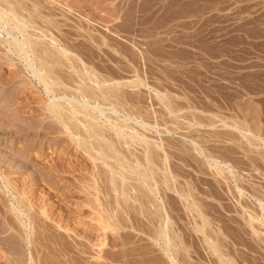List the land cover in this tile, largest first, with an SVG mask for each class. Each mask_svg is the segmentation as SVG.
Returning <instances> with one entry per match:
<instances>
[{
	"label": "rangeland",
	"instance_id": "1",
	"mask_svg": "<svg viewBox=\"0 0 264 264\" xmlns=\"http://www.w3.org/2000/svg\"><path fill=\"white\" fill-rule=\"evenodd\" d=\"M40 1L36 2L45 6V8H41L42 12L40 13L52 14V19H47V21L49 20L50 26L54 28L47 26L48 23L46 24V21H44L45 18L42 19L40 15L37 21L35 19L29 25L35 27L34 22L37 23V28H34L35 31L31 28L29 30L33 34L32 37L36 33L34 38L39 36L40 40L49 44L51 50V48L53 49L52 41L49 40V36H51L57 43L60 42L58 43L60 44L59 47L61 46V48L75 54L74 56L71 55L70 58L79 56L77 59L86 62L87 67L101 69L98 72L112 71L113 75L118 72L115 74L118 77L116 78L114 75L113 79L120 84L119 89L125 91H120L123 96L122 101H127L126 104H123L127 106L131 101V103L135 101L132 105L137 104L135 107H140L139 109H135L132 105L128 106L134 108V112L138 110L135 113L136 115H140L139 112L143 111L144 114H141L143 118H139L141 117L139 116L138 119L149 125V128L147 127L149 130L144 131L146 133L145 137L149 141L151 140L153 145L160 142L167 149L165 150L167 156L159 153V158H154L158 159L157 162L160 161V165L164 161L162 165L169 171L168 173L173 174H169V176L172 179L174 178V181L176 180L175 185L179 188V191L180 188L184 191L191 189L194 193L193 196L197 197V201L199 198L203 200V203L200 199L199 202L202 204V209L204 208V215L209 220V228L202 223L197 215L186 212L187 210L183 205L189 202L182 203L184 202L183 198L178 197L177 199L176 195L169 191L166 194L164 193L163 196L164 201H167L166 209L168 214L170 213L171 222L175 225H172V228L186 242L183 244L188 248L187 263L223 264V259L227 255L226 258H230L234 264H264V227L262 228L264 225L261 226L259 221L248 225L247 214H243L242 209L236 206L234 203L236 202L235 198L227 195V187L224 183L222 184L223 179L220 180L218 176V178L215 176L216 179L213 171H208L205 162L202 161V156L195 151L197 157L196 153L193 152L195 146L190 145L201 143L199 146L203 149L202 152L205 155L211 153V150L213 155L219 151L215 155L217 160L223 162L225 159L224 163L226 162L234 167V170L245 181H249L250 184L243 182L245 189L249 190L253 187L252 191L255 188L254 190H260L261 194L264 193V154H262L264 153V0H80L82 2L78 0H56V5L47 3L45 0ZM52 20L55 21L54 24L56 25H52ZM57 24H59V30H56L58 29ZM48 27L49 29H47ZM41 28L48 30L44 32L45 36L47 35L46 38L39 33ZM20 39L22 40L19 35L16 36L17 42L21 41ZM6 40V42H0V170H13L12 168L15 170L16 167L18 170L15 171H19V174H12L8 180L5 179L7 185L4 181H0L2 191H0V195L3 197V201L5 200L0 206L1 209H10V205L13 204L17 209L21 208L24 211L25 208L20 205L23 203L24 206H27V204H24L26 199L21 198L22 200H20V194L16 195L18 194L17 190L19 192L24 190L27 199L36 210L40 206L45 208L48 219H43L49 225L56 228L55 224L59 222L61 227L68 228L69 232L67 233L57 230L58 233L61 232L65 237L67 236L65 241L70 243L68 244V250L73 251L72 246L76 245L75 242H78L82 244V246L78 245V248L81 247L85 252L87 251L78 256L69 251V261L71 260L72 264L74 262H76L75 264H125L123 261L125 262L127 258L124 259V255L127 254H123L124 250L131 251L135 245L137 248L138 246L148 248V245H152L153 241L149 239L148 235H139L132 230L125 229L119 232L121 236L118 240L120 241L115 240L117 243L114 242L117 244L116 248L112 246L114 243L112 244L113 241L110 237L114 236V233L112 235L110 232H108L109 239L106 238L105 240V247H92L91 244H97L100 240L98 238L99 234L96 232L97 225L94 221L96 217L94 204L99 203L93 197L94 191L91 190L92 184L89 177L91 173L97 172L94 166L96 162L92 163L89 156L82 149L76 147L74 142L71 143L66 136L63 139V135L54 136L51 134L52 136L48 135L49 137L46 139L43 133L58 129H53L56 128L53 124L49 125L50 128L53 126L52 129L48 128L47 131L45 130L47 128L44 130L39 129L40 134L43 135L36 136L35 126H38L39 121L42 119L41 112H39L41 104L39 103L41 98H45V95L41 87L37 85V81L31 79V74L23 70L26 68L24 56L19 57L17 52L13 50L16 41ZM61 41L67 44L64 46ZM8 42H12V44ZM231 48H234V50H231ZM53 50L57 51L56 48ZM32 55L30 53L28 58H32ZM85 55L93 56V58L91 57V59L90 56L86 57ZM33 58L32 60H36ZM40 59L39 62H41ZM78 60L72 61L73 63L76 61L75 64L79 68L81 65H79L80 61ZM63 61L67 65L68 62ZM33 62L34 65L36 63L35 66L37 67L40 64L38 61ZM64 62L62 65H65ZM62 68L64 72L69 71V75L73 73L68 68H66L68 70H64L65 66ZM103 68L107 71L105 69L103 71ZM15 70V73H20L15 74ZM138 71L140 72L138 73ZM61 73L64 75L63 77L72 76H67L68 73ZM124 96H127V99L129 97L130 101ZM169 110H175L177 113L174 111L173 113L176 114L172 115ZM222 121L228 123L230 127H241L245 131L246 138L237 133L235 134L232 129H225L222 126ZM198 122L200 124L203 122L205 126L212 123L214 127L211 128L212 130L208 126V128L205 127L204 124L201 127H196ZM177 125L178 129L176 128ZM133 127L137 128L138 126L133 125ZM137 129L140 130V132L136 130L138 133H143L142 129L139 127ZM246 131L253 135L251 137L255 138L250 143L246 140L248 136L250 137V133L247 134ZM226 132L228 134H224ZM218 133L224 134L223 136L220 134L223 139L217 137L220 136ZM214 134L218 135L215 136ZM205 139H208L209 143H206ZM151 142L150 151L153 154ZM117 145L119 148L123 146L122 144L119 145V142ZM168 145L171 147H168ZM129 146H131L132 151L134 150L133 152L128 150L129 156L132 152L133 154L131 153L130 157L133 158L136 153L134 161L137 155H139L138 158H143V156L141 157L143 150H140L142 147L133 146V143L128 144ZM175 146L177 147L175 148ZM178 146L181 148L179 149ZM183 146L189 147L186 150L189 149L190 151L192 149V152L185 151L189 153L187 155L190 156L191 154L194 157L190 156L184 160L186 152L182 151L185 149H182ZM126 147V145L123 146L125 152H127ZM177 148L179 149L178 153ZM207 148L208 150H205ZM221 149L223 152L219 155ZM213 151L217 152L214 153ZM182 154L184 158L181 157ZM194 159L200 160L199 164ZM130 161H132L131 158ZM97 164L99 163L97 162ZM202 164L204 165L201 166ZM10 165L13 167L10 168ZM100 169L101 171L105 170L103 166ZM174 175L176 179L173 177ZM10 182L11 185L13 183L12 186L14 187L9 185ZM100 183V180L98 183L96 182L99 185ZM5 186L10 187L13 191L9 190L10 188L6 189ZM181 191L182 193L186 192ZM249 191L251 192V190ZM260 192L258 191V193ZM103 196V192L98 195L100 199ZM19 200L21 203L17 202ZM92 200L96 203H93ZM101 200L105 201V198ZM181 200L183 201L181 202ZM146 207L150 208L149 205ZM34 208L32 209L33 212H35ZM102 208L101 206L99 210L105 211ZM147 208H145L146 212L148 211ZM151 211L146 213L145 216L149 215ZM37 212L41 211L38 209ZM257 216L259 215L257 214ZM141 217L140 219H144L143 216ZM27 224H29V221H27ZM0 226H3L1 222ZM198 226H202L203 231H206L204 235L197 233ZM249 226H253L255 229L252 230V227ZM1 227L0 231L3 228ZM252 231L258 233L254 235L255 233ZM11 232L9 230V235ZM1 233L0 257L4 261L0 259V264H6L4 252L9 247H7L9 239L7 238L8 241L2 239L6 238L8 233L2 235ZM207 233L211 234H208L209 236H214V239L217 238L213 241L216 245L220 244L218 248L224 254L221 260L219 259L221 257L209 249V242L207 241H212V237L210 239L206 235L208 237L206 241L205 234ZM151 245L149 248L153 249ZM24 247L25 252H23L25 254L26 252L29 253L30 245L25 244ZM135 247L132 251L136 250ZM105 251L107 254L113 251L112 254L110 253L111 255H108L112 258V255L116 254V256L113 255L115 260L109 258L110 256L107 257ZM120 253L123 257H119ZM131 253L130 259L139 260L138 252ZM161 253L155 251L152 256L156 257L158 254V259L162 261L164 255ZM54 256H50V259H52L49 261L50 263L57 259V256ZM54 264H56V261Z\"/></svg>",
	"mask_w": 264,
	"mask_h": 264
},
{
	"label": "bare ground",
	"instance_id": "2",
	"mask_svg": "<svg viewBox=\"0 0 264 264\" xmlns=\"http://www.w3.org/2000/svg\"><path fill=\"white\" fill-rule=\"evenodd\" d=\"M36 1H40V0H0V34H2V36H0V42H2V41L6 42L7 41L6 39H11L14 42L16 41L15 42L16 45L14 47L15 49H13V50L17 52L19 57L24 56L23 59H24V62L26 64L25 65L26 68L23 70L26 72H29L31 74V79L32 80L34 79L37 81V85L41 87V90L45 95V98H43V99L41 98L40 103L38 102L39 104H41L39 106V107H41L39 112H41L40 116H42V119L40 121L38 120L39 124H38V126H35L36 127L35 134H37L36 136H38V135L41 136L44 134L43 136H46V139H47V137H49L48 135H50V137L52 135H54V136L55 135H63V137L59 136V137H62L63 139L66 136L68 138V140L71 141V143L74 142L76 147L80 148V150L82 149L89 156L92 163L96 162L94 166H95L97 172L91 173L89 177L91 180L90 182L92 184L91 190L94 191L93 197H94L95 201H97L99 203V204H94V212L96 213L95 214L96 217L94 218V221L97 225V231L96 230L95 231L99 234L98 238H100V240L97 244H91L92 247H97V248L105 247V245H106V244L104 245L105 240H106V238L109 239L108 232H110L111 234L114 233V236H110L112 241H113L112 242V244H113L121 236L119 233L120 230L127 229V230H132L133 232H135L136 234H139V235H148L149 239L153 242H152V245L151 244L148 245V248L146 246H138V248H137V247H135L136 246L135 245L134 247L136 248V250H134V251H132L134 249V247L131 249V251L127 250L128 252L122 248L124 250L123 254H125V253L127 254V255H124V259L127 258V260L125 262L123 261V263H125V264H133V263L147 264L148 263V264H150L152 262V264L153 263L154 264H188L187 263L188 248H186L184 246L185 244H183L186 242H184L181 235L177 234V231L175 229L173 230L172 225L173 226H175V225L172 224V222H171L172 220L169 216L170 213L168 214V211L166 209V202L167 201H164L163 196H164V193L166 194V192L169 191V192L174 193L176 195L177 199H178V197H180V199L183 198L184 202H182L183 200H181L182 203L189 202V203L183 205L185 207V209L187 210L186 212H189L190 214L197 215V217L201 219L202 223L208 227V225H210L209 220L206 218V216L203 213V212H205V211H203L204 208L202 209V207H201V205H202L201 202L203 203V200H201L199 198L201 202H199V199L197 201V199H196L197 197L195 198L193 196L194 193L192 192L191 189H189V191L187 189V191L185 190L186 191L185 192L184 189L180 188V191H179V188H177L175 185L176 180L174 181L173 180L174 178L172 179V177L169 176V174L171 175L172 173H168L169 171H167V169H165V167H163L162 163L164 161H162L161 165H160L159 164L160 161L157 162L156 160H158V159L154 158V157L159 158L158 157L159 153H161L160 155L165 154V156H167L165 153L166 152L165 150H167V149L160 142L159 143L157 142L158 144L153 145L151 140L149 141L145 137L146 133L144 131L149 130L148 129L149 125H147V123H145L144 121H140L138 119L139 116H141L139 118H143L141 115L143 113V111L139 112V113H141L140 115H136L135 113H137L138 110H135L136 112H134L133 111L134 108H129V106H128V105L134 104L135 101L133 103H131L132 102L131 101L129 104H127V106L125 105L127 101H122L123 96H122V93H120V91L121 92H125V91H122L123 89H119L120 84L117 83L116 81H114V79H113L114 78L113 76L118 72H115L114 75H113L112 71H109V72L100 71V72H98V70H101V69L97 70V68H93L91 66L87 67L86 62L84 63L79 58H78L79 60L77 59V57H79V56H77V57L75 56V58L74 57L70 58L71 55L74 56L75 54H73L72 51H67L65 48H61V46L59 47L60 44H58V43H60V42L57 43L54 40V38H52L51 36H49L50 37L49 40L52 41L53 49L56 48L57 51H54L52 48L50 50V47L48 46L49 44L44 43L43 40H40L39 36L37 38H34L36 33L34 34V37H32L33 34H31L29 30L31 28L32 30L35 31L34 28H37L36 27L37 23L34 22V24H36L35 27L29 26V25L32 24V22L35 19H36L35 21H37L38 20L37 18H40V15H41L42 19L45 18L44 21H46V24L47 23L49 24V22H50L49 20L47 21V19H52V17H51L52 14L50 15V13H49L46 15L45 13H42V14L40 13V12H42L41 8L42 7L45 8V6H42L43 4L41 5V3H38ZM45 1H47V3H50V4H55V3L57 4L56 0H45ZM78 1L82 2L80 0H78ZM45 5H46V3H45ZM51 8H53V7H51ZM43 14H44V16H43ZM64 16H66V15H64ZM52 23H53L52 25H56V24H54L55 21L53 22V20H52ZM48 24H47V26H50V24L49 25ZM51 27L54 28L53 26H50V28ZM57 27H58V29H56V30H59L60 29L59 24H57ZM45 28H46V26H45ZM43 29L42 28H41V30L39 29L40 30L39 33L41 36L46 38L47 35L45 36L44 32H45V30L49 29V27L47 29H44V30ZM3 35H5L7 38L5 39V36L3 37ZM18 35H19V37L22 38V40L20 39L21 41L17 42L16 36H18ZM62 42L63 41H61V44H62ZM64 42H66V41L64 40ZM64 42L62 45L65 46L67 43L65 44ZM100 42H101V40H100ZM8 43H10V42H8ZM10 44H12V42ZM9 47H11V46L9 45ZM30 53L33 54L31 56L32 58L35 55V57L33 59H36V60H32V58H28ZM77 55H79V54H77ZM89 56H86V57H89ZM91 57L93 58V56H90L89 58H91ZM39 59L41 60V62H39ZM75 59L80 61L79 62L80 64L78 62L77 63L79 65H81V67L80 66H79V68L77 67L78 65L75 64L76 61H74V63H73L72 60H75ZM63 60H65L66 62L69 63V64L67 63L68 66L66 65V63ZM33 61H38L40 63V64L38 63L39 68L37 66H35L36 63H35V65L33 64L34 63ZM70 61H72V62H70ZM63 62L65 65H62ZM63 66H65L64 70H68V69L72 70L71 72H73V73L70 72L71 73L70 75H72V76L69 75V73H68L69 71L68 72L63 71V68H62ZM66 68H68V69H66ZM93 69H96L97 71L93 70ZM104 69L105 68H103V71L106 70V69L105 70ZM15 72H16V70L14 71V73ZM61 72H63V74L68 73L67 76L69 75L70 77H68V78L63 77L64 75H62ZM139 72L140 71H138V73ZM18 73H20V72H18ZM18 73H15V74H18ZM115 77H116V75H115ZM123 95H124V93H123ZM124 97H126V99H127V96H124ZM169 98H171V97H169ZM127 100H129V97ZM123 103H125V104H123ZM139 103H140V101H139ZM132 106H134V105H132ZM139 108L135 107V109H139ZM175 110H172V111L169 110L170 114H172V115L176 114L177 111H175ZM174 111L176 113H173ZM184 117H185V115H184ZM203 122H201V124L198 122L199 124L197 123L196 127H198V126L201 127L202 124H204ZM208 123H210V122H208ZM208 123H206V124H208ZM50 124H53V126L54 125L56 126V128L54 127L53 129H57V128L58 129L54 130V131L51 130V132L48 131L46 133L40 134L41 129L44 130L45 128H47V129H45L46 131L49 129H52L53 126L50 128V126H51ZM41 125L44 127H42ZM133 125H137L140 129H142L143 133H138V131H136V130H139V129H137L138 127L137 128L133 127ZM178 125L176 126V128L178 127ZM204 126H205V124H204ZM207 126L210 127V129L214 127L212 123L210 125L208 124ZM207 126H205V127H207ZM222 126L225 129H232L233 130L232 132H235V134L237 133V134L241 135L242 137L246 138L245 131L242 130L241 127H239V128L234 127V126L230 127L228 125V123H225V121L223 122ZM33 129H35V128H33ZM14 131H16V130H14ZM26 132H27V130H26ZM139 132H140V130H139ZM156 133L158 135H160L159 132L156 131ZM249 133L247 132V134H249ZM218 134L219 135L222 134V136H223L224 134H228V133L226 132L224 134L223 133H218ZM214 135L217 136L216 134H214ZM222 136L220 135L217 137L220 139H223ZM226 136H228V135H226ZM251 136H253V135L250 133V137L248 136V139L249 138L250 139L249 140L246 139L247 141H249V143H250V141L252 142V140L255 139L254 137H251ZM56 138H54V139H56ZM54 139H53V141H54ZM58 139L61 140L60 138H58ZM200 139H201V137H200ZM225 139H226V137H225ZM234 139H236V138H234ZM164 140H166V139H164ZM191 140H192V137H191ZM207 140L205 139V141H207ZM201 141H202V139H201ZM56 142H58V140H56ZM118 142H119V145L122 144L123 146H125V145L127 146L125 148V150L127 149L126 150L127 152L124 151L123 146H121V148L123 150L121 148H119V146L117 145ZM150 142H151V146H153L152 149L154 151L153 154H155L154 156H152L153 154L150 151V148H151ZM132 143H133V146L136 145L138 147H142V149H140V148L139 149L143 150L142 155L140 154L141 157L143 156V158H138L137 156H139V155H137L135 157V161H134V155H136V153L133 155V158L130 157L133 154L132 152L134 150L132 151L131 146H129L130 147L129 148L128 144L131 145ZM189 143H190V141H189ZM193 143H194V139H193ZM206 143H209V141H207ZM190 145L195 146V150L193 148V150H194L193 152L197 151L199 153L198 155L202 156L201 158L204 159V160L202 159V161L205 162V163L204 162H202V163H204L205 166L209 169V170L208 169L207 170L209 172L213 171L214 177L218 176L220 178V180L223 179V182L222 181L221 182H222V184L224 183L225 186L227 187V195L228 196L231 195V197L235 198L236 202H234V203L236 204V206L238 208L242 209L243 214H247V216L246 215L245 216L247 217V223H249L248 225L255 223V221H259L261 223V226L264 225V195H263L264 193L261 194L260 190L256 189L257 190L256 191V190H254L255 188L252 191L253 187H251L249 189V190H251V192L249 190L245 189L243 186V182L250 184L249 181H245V179L243 177H241L237 171L234 170V167H231L226 162L224 163L225 159L223 160V162L218 161L217 157L215 155L219 151L218 152L213 151L214 153L217 152L216 154L213 155L212 150L209 149V150H211V153H208V155L207 154L205 155L202 152L203 149L199 145H197V144H190ZM237 146H239V145H237ZM168 147H171V146L168 145ZM172 147H174V146H172ZM176 147L177 146H175V148ZM178 147H179V149L181 148L180 146H178ZM186 148H189V147L183 146L182 149H184V150H182V151H184V152L189 151V149L186 150ZM198 148H199V150H198ZM179 149H178L177 153L179 152ZM128 150L132 151L131 152L132 154L130 153V156H129ZM205 150H208V148ZM123 152H125L127 154H125ZM189 152H192V149ZM220 152L221 153H219V155L222 154L223 150ZM187 153L188 152H186L185 158L183 157V154L181 156L182 158H184V160L190 156L194 157L191 154H190V156L187 155ZM262 154H264V153H262ZM196 155H197V153H196ZM198 155H197V157H198ZM221 156H223V155H221ZM181 157H180V159H182ZM130 158L132 161H130ZM218 158H221V157H218ZM165 160H166V157H165ZM97 162L99 164H97ZM195 162H197V164H199L200 160L199 161L195 160ZM204 164H202L201 166H203ZM99 165L103 166L105 170L101 171V169H100L101 166L99 167ZM165 165H166V163H165ZM9 167L12 168L13 166L11 167V165H10ZM9 167H8V169H9ZM12 169L13 170L5 169L6 171L0 170V181H4L5 179L8 180L12 174H16L19 172V171L18 172L15 171V170H18V169H16V167H15V170H14V168H12ZM207 170H206V172H208ZM262 173H263V171H262ZM173 177H175V175ZM175 179H176V177H175ZM99 180L101 182L100 185L96 184V182L98 183ZM105 180H106V182H105ZM218 181H219V179H218ZM4 183H5V181H4ZM6 183H7V181H6ZM101 184H102V186H101ZM9 185L12 186L13 183L11 185V182H10ZM97 185H99V186H97ZM248 186H252V185H248ZM12 187H14V186H12ZM15 187H16V185H15ZM8 188H10V187L7 186L6 189H8ZM9 190H12V189L10 188ZM181 190H183L186 194L182 193ZM0 191H1V187H0ZM258 191L260 193H258ZM16 192H18V194L15 193L16 195L20 194V196H19L20 200L26 199V202L24 204H27V206H24L23 203L20 202V200L17 201L18 203L20 202L22 204L20 206L25 208L24 211H22L21 208L17 209V207H14L13 204H11L10 205L11 208L7 209V210H3L0 207V222L3 225L2 226L3 228L0 226L2 228L0 232H2L1 235L8 233V236L7 237L4 236L6 238H2V239H6L7 241L9 239V242L7 243V247L8 246L9 247L6 248V250L4 248V250H5L4 256L6 255L5 256L6 257L5 263L6 264H54V262L56 261V264H67V263L72 264L71 263L72 261L71 260L69 261L70 256L68 255L69 251H71V250H68V244H70V243H68V241H65L67 236L65 237L61 232H59V233L57 232V230H60V231L67 233V232H69L68 228L67 227H64V228L61 227L59 222L55 224L56 228H53L51 225H49L43 219V218L48 219V214H46L45 208H43L41 206L39 208L37 207V210L39 209V211H41V212H37V210L33 207L31 202L27 199L24 190L22 192H19L17 190ZM101 192L104 193L103 198H105V201L101 200L103 198L100 199L98 197V195ZM224 192H226V191H224ZM259 194H261V195H259ZM175 199H174V201H175ZM188 200H190V201H188ZM4 201H3V197L0 195V206L3 204ZM92 202H93V200H92ZM18 203H16V204H18ZM93 203H96V202H93ZM172 204H173V202H172ZM147 205L150 206L149 209L146 207ZM171 205H169V206H171ZM101 206L104 208L105 211L99 210ZM2 208H3V206H2ZM4 208H6V207H4ZM33 208L35 209V212H33V210H32ZM145 208H147V210H148L147 212H146ZM172 209H173V206H172ZM151 210H153V211H151ZM149 211H151L149 213V215L145 216V214L148 213ZM209 211H210V209H209ZM138 214L143 216L144 219H140L142 217L139 215L140 216V218H139ZM190 214H188V215H190ZM257 214L259 216H257ZM194 218H196V217H194ZM27 221H29V224H27ZM30 224L33 225V226L31 225L32 228H31ZM204 225H202V226H204ZM28 226H29V228L27 229ZM202 226L197 227V233H201L204 235V232H206V231H203L204 229ZM251 227L250 228L253 230L254 227L253 226H251ZM263 227L264 226H262V228ZM238 228H240V227H238ZM9 230H10V232L12 230V232H11L12 235L11 234L9 235ZM215 232H217V231H215ZM252 232H254V231H252ZM209 233L205 234L206 241L208 240V237L206 235H208ZM257 233H255L254 235H256ZM131 234H133V233H131ZM131 234H129V235L131 236ZM122 235H123V233H122ZM209 235H211V234H209ZM62 237H65V238H62ZM209 237L211 239L212 236H209ZM216 237H218V236H216ZM128 238L130 239V237H128ZM213 239H214V236L212 237V241H210V240L207 241V242H209V249L212 252H214L216 255L221 257V258H219L221 260L222 257H224L223 256L224 254H222V252H220V248H218V247H220L219 246L220 244L216 245V243H215V241H213ZM216 239H214V240H216ZM118 241H120V240H118ZM216 242L220 243L219 241H216ZM221 242H222V240H221ZM3 243H4V241H3ZM75 243H76V245H74V246L71 245L73 247L72 248L73 251H71L73 254L75 253L78 256L79 254H84L87 252V251L85 252V250H83L81 247L78 248V245L82 246L81 243H78V242H75ZM116 243H114V245H112V244L111 245L115 246V248H116V246H117ZM25 244L27 246L30 245V247H31L30 252L29 253L26 252V254L24 253L25 252V249H24ZM51 245H53L54 247ZM150 245L153 249L149 248ZM121 246H120V248H121ZM124 248H126V247H124ZM155 248H157V249H155ZM155 251L156 252L157 251L162 252L164 255L163 256L164 260H162V261L159 260L157 257L158 254L156 257L154 256L155 257L154 258L152 256V253H155ZM221 251H222V249H221ZM112 252H110V253L112 254ZM117 252H119V251L117 250ZM131 252H133V254H135L134 252H138L137 254L140 256L139 260L130 259L131 258L130 256L132 255ZM110 253H108V254H110ZM230 253H231V251H230ZM105 254H107V252ZM1 255H3V254H1ZM53 255L57 256V259L54 258L55 261L53 260V263H50L49 261L52 260V259H50V256H53ZM110 255H108L107 257H109ZM113 255L116 256V254H113ZM113 255H112V258H113V260H115L114 259L115 257ZM117 255H118V253H117ZM4 256H2V258H4ZM121 256H122V254L119 257H121ZM226 256L227 255H225V258H226ZM7 257H8V259H7ZM51 258H53V257H51ZM109 258H111V256ZM117 258H118V256L116 257V259ZM0 259H1V257H0ZM224 259H223V262H224L223 264H234V262L230 258H228V259L226 258V260H224ZM1 260H3V259H1ZM75 263L76 262H74L73 264H75ZM189 264H191V263L189 262Z\"/></svg>",
	"mask_w": 264,
	"mask_h": 264
},
{
	"label": "crops",
	"instance_id": "3",
	"mask_svg": "<svg viewBox=\"0 0 264 264\" xmlns=\"http://www.w3.org/2000/svg\"><path fill=\"white\" fill-rule=\"evenodd\" d=\"M231 50H234V48H231Z\"/></svg>",
	"mask_w": 264,
	"mask_h": 264
}]
</instances>
